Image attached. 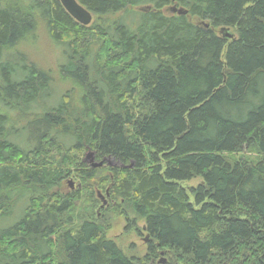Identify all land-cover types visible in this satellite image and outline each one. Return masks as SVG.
I'll use <instances>...</instances> for the list:
<instances>
[{
    "label": "trees",
    "instance_id": "1",
    "mask_svg": "<svg viewBox=\"0 0 264 264\" xmlns=\"http://www.w3.org/2000/svg\"><path fill=\"white\" fill-rule=\"evenodd\" d=\"M77 1L89 25L59 0H0V264H144L57 190L71 167L96 175L84 151L113 160L110 197L143 220L147 255L264 264V0ZM39 21L63 47L62 94L17 49ZM244 150L257 160L227 156Z\"/></svg>",
    "mask_w": 264,
    "mask_h": 264
},
{
    "label": "rangeland",
    "instance_id": "2",
    "mask_svg": "<svg viewBox=\"0 0 264 264\" xmlns=\"http://www.w3.org/2000/svg\"><path fill=\"white\" fill-rule=\"evenodd\" d=\"M138 9L139 7L134 8V10ZM162 11L164 13H174L168 9L165 10V8ZM95 19L96 18L93 17V21ZM17 49L25 53L26 56L35 62L40 68L52 73L60 94L66 89H69L70 84L68 85L67 82L62 81L60 78L58 80V67L62 62L63 47L50 36L48 29L43 22L39 21L38 28L32 37L21 42ZM133 106L137 110L147 109L145 101H141L140 97L136 98L132 107ZM44 150L45 148L43 151ZM47 151L52 153L53 156L56 155L55 149H47ZM87 152L88 151H84L81 158L89 165L88 159H85ZM227 156L231 159H247L252 162L258 158V155L253 150L229 153ZM110 163L111 164H104L101 167H97L96 169H100L97 171L96 175L86 178L85 181L78 177L75 172L76 169L71 167L72 171L70 174L61 181L58 189H55L63 194L78 191V195L76 196L78 199L72 209L75 211L76 218L80 217V214L85 215L86 211L84 210V206L90 202L95 217L99 219L103 218L107 221L105 223L106 226H108L106 237L114 240L127 256L139 258L141 261H144V264H169V254L165 251H159L157 254L147 255L148 241H145L147 233L143 229V220L138 219L133 215L127 218L122 214H118L115 210V200L110 197L109 193V187L113 182L112 172L109 170V167L115 165L113 160H111ZM69 181L73 183V187H70ZM200 182V178H194L189 181H184L181 184L185 188H189L190 186H196ZM17 217L18 216H16V218ZM14 220L5 221L4 225L10 224ZM176 264L186 263L180 262Z\"/></svg>",
    "mask_w": 264,
    "mask_h": 264
},
{
    "label": "water",
    "instance_id": "3",
    "mask_svg": "<svg viewBox=\"0 0 264 264\" xmlns=\"http://www.w3.org/2000/svg\"><path fill=\"white\" fill-rule=\"evenodd\" d=\"M66 12L78 23L82 25H88L92 21V14L85 9L77 0H59ZM172 12H177L178 14H185L186 10L183 8H176L175 6L171 9ZM220 32H225L223 35L226 38H232V33L229 32L228 28L222 27ZM88 159L92 167H100L106 161L109 163L108 159H103L99 162L95 161L94 154L88 152L85 156ZM70 187H73V183L69 181ZM148 240V236L145 237V241Z\"/></svg>",
    "mask_w": 264,
    "mask_h": 264
},
{
    "label": "bare ground",
    "instance_id": "4",
    "mask_svg": "<svg viewBox=\"0 0 264 264\" xmlns=\"http://www.w3.org/2000/svg\"><path fill=\"white\" fill-rule=\"evenodd\" d=\"M82 6H83V5H82ZM83 7H84V6H83ZM146 7L148 8V6H146ZM172 7H174V6H172ZM172 7H171V9H172ZM84 8H85V7H84ZM169 8H170V7H169ZM169 8H168V9H169ZM85 9H86V8H85ZM171 9H169V11H171ZM171 12H172V11H171ZM174 13H177V12H174ZM177 14H178V13H177ZM91 22H92V21H91ZM91 22H90V23H91ZM90 23H89V24H90ZM89 24H88V25H89ZM228 29H229V28H228ZM102 160H103V159H102ZM100 161H101V160H100ZM108 161H109V163H107L106 161H105L104 163H106V164H111L109 159H108ZM97 162H99V161H97ZM146 236H148V235H146Z\"/></svg>",
    "mask_w": 264,
    "mask_h": 264
},
{
    "label": "flooded vegetation",
    "instance_id": "5",
    "mask_svg": "<svg viewBox=\"0 0 264 264\" xmlns=\"http://www.w3.org/2000/svg\"><path fill=\"white\" fill-rule=\"evenodd\" d=\"M149 7V6H148Z\"/></svg>",
    "mask_w": 264,
    "mask_h": 264
}]
</instances>
